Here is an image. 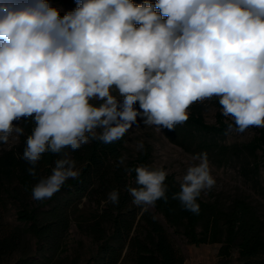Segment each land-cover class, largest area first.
<instances>
[{"label": "clouds", "instance_id": "1", "mask_svg": "<svg viewBox=\"0 0 264 264\" xmlns=\"http://www.w3.org/2000/svg\"><path fill=\"white\" fill-rule=\"evenodd\" d=\"M76 3L61 18L46 0H0V143L24 135L19 122L31 120L18 156L28 174L36 177L43 154L60 156L32 187L34 201L79 178L71 152L119 141L138 117L171 130L188 121L191 105L216 97L235 131L264 128V0ZM191 159L172 199L199 214L197 199L216 180L206 153ZM134 170L137 187H126L133 205L147 211L168 201L165 168ZM119 199L112 189L102 203Z\"/></svg>", "mask_w": 264, "mask_h": 264}, {"label": "trees", "instance_id": "2", "mask_svg": "<svg viewBox=\"0 0 264 264\" xmlns=\"http://www.w3.org/2000/svg\"><path fill=\"white\" fill-rule=\"evenodd\" d=\"M48 1L70 7L73 11L78 6L76 0ZM144 2L133 0L137 5ZM60 16L62 18L64 15L60 13ZM215 103L220 111L217 125H207L200 107L194 106L187 122L176 125L174 129H166L170 140L189 150L192 146L194 148L195 134L201 133L210 138L208 143H200L203 150L219 148V141L229 131L228 124L235 125L225 122L227 119L221 113L218 98ZM34 126L31 120L22 119L24 135L20 136L18 146L0 155V264L23 248L19 232L3 222L2 210L7 209L9 200L18 202L17 220L27 227L28 233L35 239L36 255L46 260L42 262L24 253L18 264H49L62 247L75 211L84 201L97 208L93 225L86 232L98 245L95 264L185 263V257L175 246L168 229L149 210L144 211L133 205L132 197L126 191L128 186L137 187L134 169L140 165L150 166L152 151L149 148L143 149L134 159H128L125 135L112 144L93 140L70 153L81 169L79 178L67 180L51 199L39 202L31 198L32 187L40 178L51 175L54 162L60 156L43 154L36 166V177L28 174L29 165L18 156L23 154L26 138ZM245 148L253 155L259 151L262 153L254 170H258L260 165L264 166V131H259V135ZM224 150L227 149L224 147ZM122 156L125 159L120 164L118 158ZM129 168L133 170L131 174L126 172ZM165 183L168 186V201L158 200L155 209L175 235H183L189 244L195 246L221 244L220 264H227L233 253L238 254L241 264H264V224L248 204L236 202L226 211L218 203L204 201L201 195L197 199L199 214H194L172 199L173 193L180 190L174 176L168 175ZM112 189L120 191L119 204L102 203Z\"/></svg>", "mask_w": 264, "mask_h": 264}, {"label": "rangeland", "instance_id": "3", "mask_svg": "<svg viewBox=\"0 0 264 264\" xmlns=\"http://www.w3.org/2000/svg\"><path fill=\"white\" fill-rule=\"evenodd\" d=\"M148 2L155 3L156 0H148ZM48 3L51 7L57 8L59 13L63 15L73 11L70 7L62 6L53 1H48ZM113 95H116V92H113ZM215 100L216 97H213L203 103H194L188 109L189 115L192 112L191 107H200L206 124L217 125V114L220 111L216 107ZM91 102L97 107L103 103V101L98 100ZM134 107L139 109V102ZM137 119L138 126L133 125L125 134L128 159H134L143 149L149 148L152 151L150 166L165 168L169 173L168 175L174 176L180 184L187 167L193 163L192 156L206 153L211 166V174L215 178L216 184L211 190L201 193L202 199L206 202L218 203L226 211H229L236 202H244L254 210L256 216L264 224V166L260 165L258 170H254L255 165L260 162L262 153L259 151L253 155L245 148L259 135V131H264V128H249L244 133H239L233 127L219 141L220 147H213L211 151H205L199 146L200 143H208L210 138L201 133H196L194 148L192 146L189 150H185L170 140L166 134L167 128L161 127V130H157L155 127L145 126L139 117ZM226 119L228 122H233L231 117ZM19 123L21 126L22 120ZM19 142L20 136L15 140L10 138L7 144L0 143V155L15 149ZM141 142L143 148L138 149V144ZM224 147L227 150H224ZM8 202L7 209L2 210L3 222L5 225H9L10 229L19 232L21 247L23 248L2 264H18L24 253L30 254L39 261L46 262L43 256L36 255L35 239L28 233L27 227L17 220V212L20 208L18 202L15 200ZM148 210L168 229L175 246L185 257L184 264H220L221 244L191 245L183 235H175L174 230L168 227L164 217L156 212L155 207ZM96 212V206L88 205L86 201L76 209L71 229L59 252L51 258L49 264H95L98 245L86 232L93 225ZM262 229L264 235V227ZM233 254L227 264H241L238 261V254ZM262 258L264 259V257Z\"/></svg>", "mask_w": 264, "mask_h": 264}]
</instances>
